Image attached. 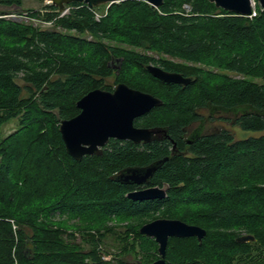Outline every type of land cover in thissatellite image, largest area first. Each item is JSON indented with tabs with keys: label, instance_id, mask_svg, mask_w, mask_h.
Here are the masks:
<instances>
[{
	"label": "trees",
	"instance_id": "trees-1",
	"mask_svg": "<svg viewBox=\"0 0 264 264\" xmlns=\"http://www.w3.org/2000/svg\"><path fill=\"white\" fill-rule=\"evenodd\" d=\"M21 3L0 0V15ZM67 6L61 16L52 4L43 14L29 10L51 22L47 29L0 17V127L19 120L0 136V264L152 262L158 245L139 228L156 218L206 231L201 242L169 237L166 264H264V133L239 138L227 127L264 131V9L257 5L248 18L208 0H163L156 8L122 0L96 19L97 7ZM150 63L191 82H163L147 72ZM109 77L162 101L134 125L163 128L167 137L110 139L100 154L75 160L59 122L79 112L75 103L88 91H112ZM165 156L147 183L165 188V197L128 198L138 186L116 174ZM56 216L82 224L68 230ZM110 220L122 226H105ZM241 234L254 240L237 242ZM109 236L115 250L104 246Z\"/></svg>",
	"mask_w": 264,
	"mask_h": 264
},
{
	"label": "water",
	"instance_id": "water-1",
	"mask_svg": "<svg viewBox=\"0 0 264 264\" xmlns=\"http://www.w3.org/2000/svg\"><path fill=\"white\" fill-rule=\"evenodd\" d=\"M63 10L71 2L84 3L89 8L98 7L106 3L121 0H46ZM152 7L162 5L163 0H145ZM217 8L240 15L251 12L252 0H208ZM259 7L264 9V0H256ZM145 69L153 77L166 82L187 85L191 77L183 76L179 72L167 71L158 65L147 64ZM162 101L141 90L131 88L125 83H117L112 91L95 88L79 98L75 105L79 112L59 122V132L66 153L75 160L85 155L100 154L109 139L128 140L135 144L150 143L155 139L167 137L166 131L160 127H140L134 125V120ZM161 135V136H160ZM173 147H175V142ZM168 160V157L157 159L146 166H129L120 170L114 179L125 184L138 186L147 185L154 172ZM166 195L165 188L146 186L127 193L132 200L161 199ZM139 233L151 237L157 243L158 258L145 264H166V247L169 237H196L199 242L206 231L197 225L188 224L179 219L156 218L142 224ZM254 240L251 234H241L236 237L237 242Z\"/></svg>",
	"mask_w": 264,
	"mask_h": 264
},
{
	"label": "rangeland",
	"instance_id": "rangeland-1",
	"mask_svg": "<svg viewBox=\"0 0 264 264\" xmlns=\"http://www.w3.org/2000/svg\"><path fill=\"white\" fill-rule=\"evenodd\" d=\"M48 4H51V3L46 1V0H22L21 8H16L18 11H14L17 13H14L12 10L13 13L3 14V15H0V17H2L4 19L13 20L14 22L32 25L33 27H37V28H41V29L42 28L47 29V28H50L52 25V24H50V22L43 20V18H41V17H31L28 15V12H29V10H34V11H39L41 14H43L45 11H47V8H45L44 6L48 5ZM110 4L111 3H106L104 5L98 6L97 7L98 9L95 11L94 14H96L98 16L105 14V11L107 10V7ZM257 5H258V3H257ZM66 7H68L70 9V6L66 5ZM183 7L185 8L186 11H188L190 9V7L186 4ZM258 7H259V5H258ZM2 9H4V8H2ZM67 13L68 12H65V14H67ZM60 15H61V13H59V16ZM81 36L86 38V40H88V41L94 40L90 35L84 34ZM121 46H124L126 48H131V46L124 45V44H122ZM146 53L149 55H152V53L150 51H146ZM112 81H113V77H109L106 79V82H108L109 84L112 85V87H114L115 85L112 84ZM18 121H19L18 117H16V118L9 119L7 122L2 124L0 127V136L6 137L9 134H11L12 132H14L15 129L18 127ZM195 127H196V125H194V127H191L190 130H192ZM227 127L232 129L235 132L236 137H239V138H243L245 136L252 135V134L253 135H259L261 133H264V131L263 132L243 131V130L239 129L238 127L231 125V124L230 125L228 124ZM52 221L54 222L55 225L64 227L68 230L76 229L75 226H80V224H82V222L80 220L69 219L68 217L56 216L52 219ZM121 223L122 222L110 220V221L105 223V226H113V227L119 226V227H121L122 226ZM85 225H87V224H85ZM88 225H92V224L90 223ZM13 228L15 229L16 226L13 225ZM88 230H90V229H86V231H88ZM75 236H76V242H78L82 246V248H84V249L90 248V245L86 241L82 240L80 235L77 234ZM116 244H117V242L114 241V238L112 236L106 237L105 244H104L105 248H107L109 250H115Z\"/></svg>",
	"mask_w": 264,
	"mask_h": 264
},
{
	"label": "built area",
	"instance_id": "built-area-1",
	"mask_svg": "<svg viewBox=\"0 0 264 264\" xmlns=\"http://www.w3.org/2000/svg\"><path fill=\"white\" fill-rule=\"evenodd\" d=\"M256 6H257V2L255 0H252L251 12H250V14L245 15V16L248 17V18L255 17L257 15V13H258V9L256 8ZM68 10H69V8L66 7V5H65L63 10H61V11L58 10V11H59V13H61V15H63V14H65V12H68ZM95 18L98 19L99 16L95 14ZM48 22H50V21H48ZM50 24H51V22H50Z\"/></svg>",
	"mask_w": 264,
	"mask_h": 264
},
{
	"label": "flooded vegetation",
	"instance_id": "flooded-vegetation-1",
	"mask_svg": "<svg viewBox=\"0 0 264 264\" xmlns=\"http://www.w3.org/2000/svg\"><path fill=\"white\" fill-rule=\"evenodd\" d=\"M114 66H115V65H114ZM204 110H205V109H204ZM199 111H202V110L200 109ZM142 116H143V115H142ZM140 117H141V116H140ZM211 119L214 120L215 118H211ZM215 123H216V122H214V124H215ZM220 123H221V124H224V123H222V122H220ZM225 123H226V122H225ZM225 126H226V125H225ZM160 136H161V135H160ZM191 137H192V136H191ZM164 138H165V137H162V138H159V139H157V140H162V139H164ZM109 140H110V139H109ZM153 141H154V140H153ZM191 141H192L191 138H189V137H186V138H185V142H186V144L189 145V144L191 143ZM151 142H152V141H151ZM139 144H140V143H139ZM103 148H104V147H103ZM103 148H102V149H103ZM172 150H173V151L176 150L175 147L172 146ZM137 186H138V185H137ZM146 186H148V185L138 186L137 189H140V188H142V187H146Z\"/></svg>",
	"mask_w": 264,
	"mask_h": 264
}]
</instances>
